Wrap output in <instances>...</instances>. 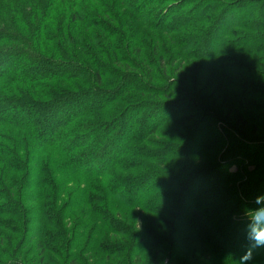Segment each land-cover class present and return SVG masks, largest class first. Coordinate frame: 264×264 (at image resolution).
<instances>
[{
    "label": "trees",
    "instance_id": "trees-1",
    "mask_svg": "<svg viewBox=\"0 0 264 264\" xmlns=\"http://www.w3.org/2000/svg\"><path fill=\"white\" fill-rule=\"evenodd\" d=\"M263 1L251 2L260 8ZM120 2L140 22L138 26L170 35L168 43L173 46V56L185 54L195 58L203 73L201 79L194 83V67L191 70L183 63L175 69L170 67L164 58L169 57L166 51L157 56L162 48L160 42L152 43L154 55L146 60L141 47L139 50L134 47L138 37L132 36L126 44L131 45L129 50L135 55H128V50H123L126 55H122L118 42L111 43L120 32L111 38L116 31L110 25L115 19V8L109 9V4L102 8L107 11L104 14L107 19L84 9L76 12L70 9L73 7L46 10L42 4L44 13L52 18L48 28L23 17L19 20L14 16L8 20L0 17V216L4 218L0 225L9 228L5 226L7 221H19L20 229L13 225V232L27 234L35 223L37 241L31 250L34 254L37 251L41 264H116L112 258L119 257L117 252L124 253L125 264H144L143 261L164 264L162 248L168 264H239L248 245L244 238L245 210L257 207L253 201L262 194L257 187L264 181V162L235 171L228 169L234 164L232 161L226 168L220 165L221 158H214L215 153L210 150L222 146L224 139L215 134V141L207 142L213 148L203 151L200 144L207 128L202 127V116L207 109L210 117L231 126L240 137L253 140L256 136L263 122L231 99L214 104L213 92L218 91L213 86L218 82L225 89L232 86L231 76L242 72L234 69V60L240 57L249 61L244 53L257 52L264 56V23L251 24L243 13L240 19L221 30L218 46L210 53L204 44L225 16L223 8L239 4V0H203L198 7L194 6L197 1L189 4L188 0L171 6L165 5L169 0ZM112 6L115 7L114 2ZM182 9H189V14H181ZM25 11L26 16L34 13L33 18H37L36 10ZM16 12L19 9H9L12 15ZM171 13L175 16H170ZM75 19L82 24L80 32L86 34L81 37L76 33L73 39L69 33L75 28ZM196 20L203 25L196 26L193 35L189 27ZM233 27L240 30L231 31ZM229 36H234L235 43L239 40L238 46L227 40ZM151 37L154 41L155 35ZM51 51L56 55L48 54ZM135 57L140 59L143 69ZM7 59L10 65L1 67ZM253 59L262 64L261 59ZM129 68L138 73L132 76ZM109 72L113 74V79L108 80L111 87L104 86L106 82L102 79ZM171 73L177 75L175 81H169ZM256 80L264 82V78ZM163 81L165 85L155 84ZM133 82L136 84L130 85ZM172 84L180 85L179 92L184 95L180 101L170 99L178 95L172 91ZM186 85H193L194 91L203 93L214 89L211 98L205 100L213 104L203 105L195 100L203 97L194 94L193 98L188 93L191 88H185ZM251 99L264 100V92L254 93ZM116 101L121 104L114 105ZM134 106L141 108L143 114H133L129 124L119 122ZM166 106H173L174 110L161 117L159 123L148 121L153 113ZM62 108L69 111L63 112ZM258 108L254 112L264 114V103ZM59 111L62 112L56 113ZM111 113V119L104 118ZM156 126L166 128L159 134L163 141L151 138ZM124 127L126 134L120 147L110 153L111 143ZM215 127L213 124V133L218 130ZM44 133L48 135L43 137ZM194 138L198 139L195 151L184 159L181 155L184 145ZM229 138L228 148L235 144L232 150L235 156L242 161L246 157L247 161L257 159H252L253 147L242 149L238 137ZM92 139L97 140L96 145H92ZM159 149H163L162 155L156 157ZM105 154H111L110 160ZM202 162L207 163L199 165ZM94 165L100 167L94 169ZM15 172L19 174L17 178ZM59 174L66 176L58 183ZM151 175L162 182L146 188L144 182ZM203 176L210 183V190L206 188L203 197L213 192L223 197L224 202L213 199L208 204L195 203L192 208L184 209L182 204L194 194L193 183L199 180L196 187L199 188ZM243 179L245 182L239 183ZM64 180L74 186L66 187ZM123 189L135 198H126ZM125 210L127 214L123 216ZM189 213L196 220L190 221ZM35 214L38 218L33 221ZM146 214L150 216L148 223L143 218ZM73 218L74 224L68 223L67 227L63 224ZM239 240L238 258L224 256L226 251L236 249ZM198 247L201 249L196 251ZM16 248L0 249V264L14 258ZM146 250L148 255L143 254ZM255 250L246 254V257L250 255L249 264L264 257V248ZM99 252L106 256L100 258Z\"/></svg>",
    "mask_w": 264,
    "mask_h": 264
},
{
    "label": "rangeland",
    "instance_id": "rangeland-1",
    "mask_svg": "<svg viewBox=\"0 0 264 264\" xmlns=\"http://www.w3.org/2000/svg\"><path fill=\"white\" fill-rule=\"evenodd\" d=\"M178 1H183V0H169V2H166L165 5L171 6L172 4L177 3ZM191 1H197V3H195V5H194L195 7H198L203 2V0H188L189 4L193 3ZM251 1H253V0H239V4H235V5H232L229 7L226 6L223 8V9H225L224 10L225 16H223L220 19L221 21L218 22L219 24L217 23L218 25H216L214 28V33L212 34V36H210V38L204 44V48L206 50H208V52L211 53L218 46V42L220 40L219 33L221 32V30L222 29L224 30V28L227 27V25H229L230 22H234L238 18L240 19V16L243 13H245L247 15V18L249 20L248 22H252L251 24H253V22H255V21L258 22V24L264 23V1H263V5H260V8L258 7V5H256L255 3L251 2ZM47 2H48V5H47ZM113 2H114L115 7L112 6ZM119 2H120V0H0V17L6 18L7 20L11 19L12 16H14L18 20H19V18L23 17V19L25 21H30V22H32V24L38 22L39 26L48 28L47 23H50V20L52 18H51V16L48 18L49 15H47V12L45 14L43 9H46V10H49V9H69V7H73L70 9H76V12L78 11V9H81V10L84 9L86 12L101 14L105 17L104 14L107 13V11H106V9H102V8L104 7L103 5L109 4V6H108L109 9L115 8L114 12H113V14L115 15V19L110 21V23H111L110 25H112V27H115L116 31H115V33H113V36L111 38L114 37V34L120 32V35L118 34L117 36H115L112 39L111 43L113 44L115 42H118L117 44L120 45V51L122 52L121 53L122 55H126L125 53H123V50H125V51L128 50L129 53L127 52V54L131 55L132 57L135 55L131 52V50H129V48L130 49L132 48L131 45L126 44V42L129 41L131 39L130 37H132V36L138 37L139 41L134 42V47L137 48L138 50H139L138 47H141L140 50L143 52V54H144L143 56L146 58V60H150L151 55H154V54H152V50H153L155 45L152 43L153 42H155V43L160 42L159 47L162 46V48H160L158 50V52L156 54L157 56L160 52L163 53V51H166L165 53H167V55H169V57L168 56H165V57L163 56V57L166 59L167 62L170 63L169 64L170 67L173 66V68L175 69L176 66H178L180 63H183V65H186L187 67L191 68V70L194 67L193 73L196 75V77H194V83H195V81L201 79L200 75L203 73H201L199 65H197L195 58H191L190 56L188 57V55H185V54L178 56V57L173 56V54H172V51H173L172 47L173 46L168 43V38H170V35H168L164 32H161V31H153L152 29L146 27L145 25L138 26L140 24V22L138 20H134V16L128 11V9L121 2L120 3ZM42 4L44 6L43 9L41 7ZM178 5H180V4H178ZM9 9H19V12H16L14 15H12L11 13H9ZM25 9H28L29 11H31V10L35 11L36 10L38 12L37 18H33L35 16L34 13L28 14L26 16L25 13L27 11H25ZM195 10L198 11L199 9H195ZM200 10H203V9H200ZM181 11L183 12L181 14H185V13L189 14V9H182ZM80 14H82V13H79V15ZM82 15H85V14H82ZM82 15H81V17H82ZM170 16H175V14L171 13ZM253 16L255 18L254 21H253ZM61 21H62V19H61ZM197 21L198 20L193 21L192 22L193 25L191 27H189L190 29H192L191 34H193V35H195L193 32V29H195L196 26L203 25L200 21H199V23ZM62 23H63V21H62ZM135 24H137V25H135ZM58 25L62 26V24H58ZM63 26H64V24H63ZM73 26L75 28L72 31H70V33H69V35L73 39L76 38V33H80L81 37H83L86 34V33L83 34L80 32V29H82L81 28L82 24L79 20L75 19L73 21ZM75 29H77V30H75ZM133 29H136V30L133 31ZM190 29H189V31H190ZM88 30L89 29H87L86 32H88ZM239 30L240 29L238 27H233L231 29V31H239ZM153 35H155L154 41L151 37ZM67 39H68V41L70 40L69 38H67ZM108 39H110V37ZM227 40H229V41L231 40L235 43L234 36L227 37ZM191 42H195V41H191ZM238 42H239V40L236 39V43H235L236 46H238V44H237ZM48 54L56 55L52 51ZM230 55H232V54H229V56ZM252 55H254V57ZM252 55H250L248 53H244V57H247V59L249 58V61L242 59L240 57L238 58V60H234V64H233L234 69H236V70L242 69V72L240 71L241 73H239L238 75L231 76L234 79H230V81L232 80V84H231L232 86L229 87L230 89L229 88L225 89L224 87L221 86V84L219 82L217 84H215V86H213V88L216 91H218L216 94H215V92H213L214 89L213 90H211V89L207 90L206 92L203 93V92H199V90L194 91L192 89L193 85L192 86L191 85L185 86V88L186 87L191 88V89H188L189 92L188 91L187 92L190 93V95L193 98H194V94L195 95L200 94V96L203 97V98L198 97L195 99V100L198 99L199 102L202 104L204 103L205 105H208V106L213 104L212 102L205 101V100L209 99L208 97L211 95L210 93L213 92L214 99L216 98L214 104L220 105L223 102H230L231 100H233V101H235V103H237V106H239L240 109H242V110L245 109L247 111H250V115L256 116L255 117L256 119H260L263 122V125L261 126V128L260 127L257 128L258 130L256 131V136L253 138V140H249L248 136L246 138H245V136L240 137L239 136L240 134L236 133V131L233 130L231 128V126H227L223 122H218L214 118L210 117L208 115L209 111H207V109L205 110V112L203 113V116H202V118L204 119V123H203L202 127H206L208 130L206 129L205 134H202L203 144H200V146L202 147L203 151L213 148L212 143H210V145H209V143H207V142L209 141V139H211L212 142H214L216 139V137L214 138V135L215 134L220 135L221 138L224 139V143L222 144V146L217 147V148H213V150H210V151H213L210 153H215L214 155L212 154L214 156V158H218V157L221 158L222 162H220L221 163L220 165L225 166V168L228 167L227 163L232 161V163H234V164H232L228 167L229 171H231V170L232 171L242 170V167L244 169V167H246V166L247 167L250 166V168H253L254 166H257V165L261 164L262 162H264V118H263L264 114H260V113L258 114L257 112H254V110H258L259 109L258 107H261V105H263L264 100H255V99L252 100L251 99L252 96H254V93H258L260 91L264 92V82H261V80H256V78H260V79L264 78V56L262 57L261 54H258L257 52H255L254 54L252 53ZM233 56L238 57L239 54H234ZM240 56H241V54H240ZM250 57H252V58H250ZM261 57L263 59H261ZM253 58L259 59V60L261 59L260 61L262 62V64H257L256 62H254ZM8 60L9 59H7L6 60L7 62L6 63L4 62V64H2L1 67H6V65H10L9 64L10 62L8 63ZM134 60L137 63L141 62L140 59L137 57H135ZM239 60H241L242 62ZM223 63H224V61H223ZM137 65L141 68L143 67L142 64H141V66L139 64H137ZM157 68H158V70H160V67L157 66ZM129 70L131 71L130 74H132V76L133 75L135 76L136 73H138L134 69L129 68ZM137 70H138V68H137ZM170 71H171V69H170ZM188 72H190V70H188ZM223 74L229 75L228 72H223ZM111 75L113 76V74L111 72H109L106 76L102 77V79H104L106 82V83L104 82L105 83L104 86L107 85V86L111 87L112 84H110L108 82V80L113 79V77ZM190 75L192 76V73ZM175 77H177V75L171 73L169 75V81H171V80L175 81L174 80ZM207 77L211 78V76H207ZM178 79H181V77ZM164 82L165 81H163V83L157 82L155 84H157L158 86H161V85H165ZM134 84H136V82H133L130 85H134ZM167 84L168 83H166V86H167ZM172 85L174 87L172 89V91H174V92L176 91L178 95L174 96L170 99H176V100L180 101L184 97V95L183 94L181 95V92H179V90L181 89L180 85L179 84H177V86H175V84H172ZM196 88H197V86H196ZM130 95L134 96V94H130ZM142 95H143V97L147 96L146 94H142ZM248 97H251V98H248ZM193 98H191V99H193ZM210 98H211V96H210ZM159 99L164 100L165 98H159ZM84 103H86V102H84ZM84 103H82V105H84ZM120 104H121L120 101H116L114 103V105H120ZM61 110H64L63 112L67 113V111H69V108H62ZM173 110H174L173 106H168V107L166 106V107L162 108L161 110H158L155 113H153L151 115V117L148 118V121H151L154 124L157 122L159 123V119L161 117L165 116V114L168 111H173ZM61 112L62 111H59L56 113L59 114ZM135 113H138V114L140 113V115H141V114H143V110H141V108L138 109L134 106L132 111H128L120 119L119 122L129 124L132 115ZM112 117H113V114L111 113L107 117H104V118L111 119ZM213 124H216L215 129H218L214 133H213ZM220 125H224V127H222ZM125 127L122 130V132L118 135V137H115L113 142L111 143L110 149H109L110 153L113 150L120 147L121 140L124 137V135L126 134ZM164 130H166L165 126H156V129L153 130L154 133L151 135L152 137L151 136L150 137L156 141H163L159 137V134L161 132H163ZM46 135H48V134L44 133L43 137H46ZM231 135L233 137L236 136L240 139V140H238V145L240 144L242 149H244L245 146L253 147L252 151H253V154L255 156L252 155L253 156L252 159L255 157L257 159H255V161H253V160L247 161L248 157H246V160L242 161L241 157L235 156L236 153L232 152V150L235 148L234 147L235 144H234L233 148L232 147L228 148V145L230 144V141H231V139L229 137H232ZM197 140H198L197 138H194L192 140H188L185 143L183 151L181 152V155L184 157V159H187L193 155V152L195 151L194 147H195V145H197L196 143L198 142ZM91 142H92V145H96L97 140L92 139ZM197 148L199 149V146ZM162 151H163V149L162 150L159 149L158 151H156V153H157V154L155 153L156 157L162 155L161 154ZM110 155L111 154H105L104 156H106L107 159L110 160L109 159ZM163 155L165 156V154H163ZM101 159H102V157H100L98 159L100 161L99 163H102ZM223 161H224V163H223ZM211 162H213L212 159H211ZM204 163H207V162H202L199 165H203ZM99 167H100V165H94V169H97ZM13 174L16 175V176L13 175L14 178H17V176L19 175L17 172H15ZM65 176H66V174H59L57 176L58 183L62 182L63 179L65 178ZM202 178H203V180H202V183L199 186V188H196L197 185L199 184L198 183L199 180L195 181L193 183L194 186L192 189H193L194 194H193V196L189 197V199L186 200L184 204H182L184 209L192 208V206L195 203L196 204L200 203L199 205L208 204V202L213 200V199L218 200L219 201L218 203L224 202L223 197L219 198L213 192L211 194L203 197L202 194H204V190L206 188L208 190H210V183H209V181H208L209 179L207 177L203 176ZM245 180L246 179L240 180L239 183L245 182ZM64 181L66 182V187H73L74 186L73 183L69 184L70 183L69 180H64ZM160 182H162V181L158 177L151 175V176H148L146 178L144 184H145L146 188H148V187H151L152 185H154L156 183H160ZM257 189L260 193L264 194V181H262V183L258 184ZM131 190L133 191L134 189L132 188ZM123 191L125 193L126 198H132V199L135 198L133 194H130L129 190L123 189ZM134 192H136V190H134ZM166 203L169 204L170 201L167 200ZM195 208H196L195 210L197 211L198 207L195 206ZM126 211L127 210H125L123 212V216H125V214H127ZM194 213L195 212H193V214ZM187 217L190 221L196 220V218L192 215V213H189L187 215ZM36 218H38V217L35 214V216H33V218H32L33 221H35ZM143 218H144V220H146L147 223L150 221V216H148L147 214L143 215ZM1 219H4V218H2V216H0V220ZM74 220H75V218H73L71 220H67L66 222H63V224H65L67 227L68 223L74 224ZM19 223H20L19 221L18 222L7 221V225H5V226H8L9 228H4V227H1V225H0V234H1L0 235V249H2V251H7L8 249H11L12 247L17 246V248H16L17 249V252H16L17 256L15 255L14 258L11 257L8 259L9 260L8 263H10V264H41V258H40V256H37V251L35 252L36 254H34L31 250L35 246L36 241H37V236L35 233V230L37 227L36 224L34 223L30 227V230H28L27 234H24V233L22 234L21 232H17V233L15 232L14 233L12 230V227H13V225H15L17 228L20 229L21 225H19ZM50 229H53V228L49 227V230ZM234 235H237V232H235ZM19 236H20V239H19ZM240 244H241V241L240 240L237 241L235 244L236 249L226 251L224 253V256L226 255L230 258L237 259L238 258L237 249H239ZM199 249H201V247L195 248L196 251H199ZM147 251L148 250H146L143 254L148 255ZM164 251H165V249L162 248L161 257H162V260L164 261V264H168L167 258L165 257L167 255H166V252H164ZM255 251H256L255 249H251L249 253H254ZM48 253L50 254V252H48ZM116 254L119 257H117V258L113 257L112 258L113 263L117 264L120 262V264H125L124 263L125 259H122L123 258L122 255H124V253L123 252H117ZM105 256L106 255L103 253H100V255H99L100 258H104ZM184 259L185 258L182 256L181 261H184ZM5 260H7V258L4 259L3 261H5ZM143 262L146 263V261H143ZM254 264H264V257L257 260Z\"/></svg>",
    "mask_w": 264,
    "mask_h": 264
},
{
    "label": "clouds",
    "instance_id": "clouds-1",
    "mask_svg": "<svg viewBox=\"0 0 264 264\" xmlns=\"http://www.w3.org/2000/svg\"><path fill=\"white\" fill-rule=\"evenodd\" d=\"M255 208L245 210L244 238L248 242L245 254L238 260L239 264H246L250 261L251 249L264 248V194L255 197Z\"/></svg>",
    "mask_w": 264,
    "mask_h": 264
}]
</instances>
